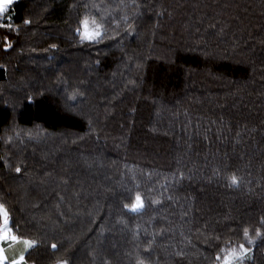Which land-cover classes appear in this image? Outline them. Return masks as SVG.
I'll use <instances>...</instances> for the list:
<instances>
[{
    "label": "trees",
    "instance_id": "1",
    "mask_svg": "<svg viewBox=\"0 0 264 264\" xmlns=\"http://www.w3.org/2000/svg\"><path fill=\"white\" fill-rule=\"evenodd\" d=\"M86 13L120 36L81 45ZM7 16L0 202L40 241L28 264H209L199 229L223 244L235 238L226 224L264 217V0H16ZM214 169L244 183L210 182ZM137 185L148 206L122 215Z\"/></svg>",
    "mask_w": 264,
    "mask_h": 264
},
{
    "label": "snow or ice",
    "instance_id": "2",
    "mask_svg": "<svg viewBox=\"0 0 264 264\" xmlns=\"http://www.w3.org/2000/svg\"><path fill=\"white\" fill-rule=\"evenodd\" d=\"M15 2L16 0H0V28L12 29V17L7 16V24L3 23V19ZM157 15H162V13H157ZM122 20L124 31L128 36H132L135 31L134 22H130L129 17L126 15ZM23 23L24 25H29L31 21L25 19ZM118 28L119 24L110 32L106 16L86 13L78 20V26L75 29V37L78 38L81 45H99L106 40H116L117 37L120 36ZM11 47L12 44L6 37L3 51L7 53ZM51 47L54 49L56 45L53 44ZM205 55H207V53H205ZM2 67L3 66L0 65V68ZM4 70L6 71V68ZM80 94L78 90L73 91L72 95L68 97V100L74 101ZM29 102L31 103V98H29ZM65 108L71 114L79 115L78 112L73 111L75 104L66 103ZM17 136H19V133H17ZM11 142L12 138L9 137L6 143ZM4 164L6 168H11L10 161L6 158H4ZM14 170L17 175L22 172V168L19 165H17ZM213 173V177L209 178L210 182L213 179H223L225 186L230 189L239 188L244 183V178L235 172L222 176L219 169H214ZM180 179H183L182 172L180 174ZM138 189L139 185H137L136 190L129 189V196L123 198L122 215H142L145 211L148 206L149 197ZM151 204L158 205L160 204V200L152 199ZM225 227L235 233V238L229 236L223 244L220 243L222 237L215 232H209L207 224L204 225L203 229L198 230L204 237L205 242L215 249V255L208 257L209 264H252L255 259V251L258 245L264 244V217H261L255 228L250 225H244L243 223L237 225L226 224ZM213 241H216V243L213 244ZM151 243L152 241H148L149 248ZM39 244L40 241L37 239L19 234V229L14 227L10 211L3 202H0V264H28L27 257L31 254L32 250L38 248ZM50 247L53 252H55L57 244L52 243ZM149 248H146L145 251H148ZM8 253H12V255L9 256ZM177 255H183V252L178 251ZM57 264H69V262L66 259L57 260ZM138 264H144L143 260L138 258Z\"/></svg>",
    "mask_w": 264,
    "mask_h": 264
},
{
    "label": "rangeland",
    "instance_id": "3",
    "mask_svg": "<svg viewBox=\"0 0 264 264\" xmlns=\"http://www.w3.org/2000/svg\"><path fill=\"white\" fill-rule=\"evenodd\" d=\"M8 255H9V256H11V255H12V253H8Z\"/></svg>",
    "mask_w": 264,
    "mask_h": 264
}]
</instances>
